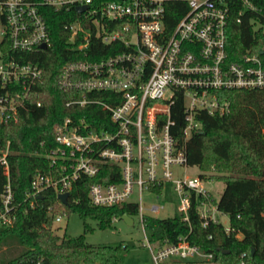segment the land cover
<instances>
[{
    "label": "built area",
    "instance_id": "2783aa9c",
    "mask_svg": "<svg viewBox=\"0 0 264 264\" xmlns=\"http://www.w3.org/2000/svg\"><path fill=\"white\" fill-rule=\"evenodd\" d=\"M47 8L73 13L64 28L66 42L78 54L87 55L93 42L94 54L99 43L113 49L112 55L98 61L66 63L58 81L64 93L78 94L67 105L97 107L108 122L95 128L67 117L54 125L56 147L44 155L54 173L35 174L26 197L34 199L53 188L56 196L68 194L69 201L79 179L107 176L117 181L91 183L89 203L100 208L134 205L144 234L142 246L149 250L152 264H234L220 262L213 253L190 244L188 235L174 242L155 237L145 221L159 217L165 205L145 208L142 201L146 193L174 204L176 214L159 218L178 215L187 228L194 214L203 227L220 224L216 216L222 213L206 187L212 179L186 175L185 149L170 133V106L182 99V132L187 140L202 128L197 114L229 112L223 91L264 87L261 51L246 50L231 62L225 34L233 20L247 22L254 40L256 34L264 37V0H0V124L18 120L20 109L42 80V67L28 56L51 46ZM80 8L84 9L79 12ZM170 12L178 14L172 24ZM10 154V141L0 139V169L6 178L0 195V228L16 220ZM106 165L112 168L103 171ZM54 216L52 221L59 223L65 214ZM118 220L113 217L111 222ZM224 230L228 233L230 228Z\"/></svg>",
    "mask_w": 264,
    "mask_h": 264
},
{
    "label": "trees",
    "instance_id": "16d2710c",
    "mask_svg": "<svg viewBox=\"0 0 264 264\" xmlns=\"http://www.w3.org/2000/svg\"><path fill=\"white\" fill-rule=\"evenodd\" d=\"M177 17L178 14L170 12V24ZM72 19L73 13L46 9L51 46L45 52L28 56L29 61H36L42 67V80L35 86L26 106L20 109L18 120L0 124V139L10 141L9 182L16 217L12 226L0 228V248H4L0 264H117L128 249L125 245L93 246L85 243L84 235L59 237L50 230L55 214L69 216L70 212H75L83 222L87 218L95 220L100 230L111 227L113 217L135 215L136 208L131 204L100 208L89 203L87 189L91 183L115 182L116 179L107 176L102 180L99 176L79 179L67 205L61 203L53 188L42 190L34 199L26 197L35 174L54 173L44 157L56 147L54 125L67 117L84 120L95 128L108 122L97 107L67 105L78 94L64 93L58 86L66 63L82 59L98 61L114 53L111 47L99 43L98 53L94 54V42L87 55L75 52L66 42L68 33L64 28ZM225 34L226 52L231 62H237L246 50L264 51V37L256 34L257 40H254V32L247 22L237 24L232 20ZM260 57L264 69V53ZM221 94L222 99L230 103L229 112L222 116L197 114L202 128L187 140L182 132V99L177 98L170 106L173 121L170 133L184 147L188 166H197L201 172L213 171L216 175L210 179L224 184L222 195L215 203L218 211L229 218V232L220 224L209 223L203 227L196 214L190 228L178 215L171 219L146 218V227L155 237L170 242L180 235H188L190 244L213 253L215 259L223 263L264 264V87ZM110 168L106 165L103 171ZM5 181L0 169V195ZM84 228L89 229L85 223Z\"/></svg>",
    "mask_w": 264,
    "mask_h": 264
},
{
    "label": "rangeland",
    "instance_id": "374dc122",
    "mask_svg": "<svg viewBox=\"0 0 264 264\" xmlns=\"http://www.w3.org/2000/svg\"><path fill=\"white\" fill-rule=\"evenodd\" d=\"M257 26V25H256ZM186 175L198 176L210 179L212 175H216L213 171L201 172L197 166H189L186 170ZM207 188L211 190L216 201H218L222 195L224 184L216 179H212L206 185ZM170 199V198H169ZM137 202V199L134 198ZM143 204L147 208L149 205H165V210L158 214L159 217H166L167 215L176 214L173 206L167 205L166 200L158 199L153 195L143 194ZM147 213V211H144ZM53 217H55L53 215ZM133 225H127L122 219L111 224V227L100 230L97 228V223L95 220L87 218L85 222L80 218V216L75 212H70L69 216H62L61 222L57 223L52 221V232L59 237L64 234L68 237H78L84 235L85 243L105 247H117L119 245H125L128 249L122 254L119 262L117 264H152L151 256L149 250L143 247L145 244L144 234L141 230L139 219L137 215H132ZM217 220L223 228L228 227L229 218L225 214L217 215ZM84 223L89 227L85 230ZM50 226V227H51ZM0 248V259H2V250ZM1 263V261H0Z\"/></svg>",
    "mask_w": 264,
    "mask_h": 264
},
{
    "label": "water",
    "instance_id": "95a60500",
    "mask_svg": "<svg viewBox=\"0 0 264 264\" xmlns=\"http://www.w3.org/2000/svg\"><path fill=\"white\" fill-rule=\"evenodd\" d=\"M84 8H80V9H78V11L80 12V11H82ZM41 49H45V46H41ZM264 53V51L263 52H261V54H263ZM57 198L61 201V203L62 204H64V205H67V200H68V194H59V195H57ZM121 219L127 224V225H132V219L127 215V214H123L122 216H121ZM252 252H253V250L251 251V254H252Z\"/></svg>",
    "mask_w": 264,
    "mask_h": 264
}]
</instances>
